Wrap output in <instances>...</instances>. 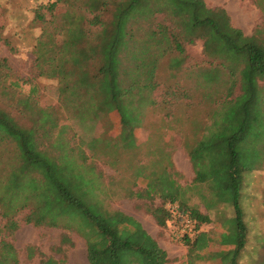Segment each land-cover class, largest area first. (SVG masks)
<instances>
[{
  "label": "trees",
  "instance_id": "1",
  "mask_svg": "<svg viewBox=\"0 0 264 264\" xmlns=\"http://www.w3.org/2000/svg\"><path fill=\"white\" fill-rule=\"evenodd\" d=\"M255 1L264 18V0ZM33 21L41 29L33 50L36 75L57 81L59 106L82 128L92 132L103 116L118 114L112 129L123 147L135 145L144 109L157 105L156 72L162 60L167 58L168 68L178 71L187 58L186 45L202 40L209 64L199 68V84L216 105L212 112L225 92L236 87L243 92L215 120L210 137L188 150L194 184L208 182L215 202L232 206L233 215L222 221L218 238L223 247L210 250L213 240L201 226L211 218L188 204L185 192L190 188L173 177L177 172L171 171L164 150L168 164L135 196L159 195L162 205L149 212L160 227L176 220L167 204H176L193 220L194 233L183 237L189 264L212 258L218 259L214 264H240L248 234L240 202L242 177L264 166V93L258 87L264 75V26L247 35L231 24L223 6L209 7L204 0H54L37 6ZM9 77L8 59L0 57L1 92H6ZM21 104L28 126L0 107V218L5 220L0 264H19L15 246L2 234L18 229L17 216L25 209L26 223L77 231L90 264H167V251L138 220L106 207L99 196L100 175L86 163L83 150L72 148L68 124L59 123L51 106H38L29 96ZM101 140L90 134L83 142L91 157ZM217 204L205 206L208 210ZM59 243L73 245L66 234ZM262 250L258 264H264V242ZM27 251L30 258L37 253L34 246ZM39 264L65 260L42 257Z\"/></svg>",
  "mask_w": 264,
  "mask_h": 264
},
{
  "label": "rangeland",
  "instance_id": "2",
  "mask_svg": "<svg viewBox=\"0 0 264 264\" xmlns=\"http://www.w3.org/2000/svg\"><path fill=\"white\" fill-rule=\"evenodd\" d=\"M52 1L0 0V57H6L10 66V77L5 84L7 90L0 91V107L20 124L28 126L29 116L21 104L25 96H29L38 106H51L59 123L68 124L66 138L72 148L83 150L88 156L86 163L100 175L99 196L106 207L121 210L138 220L160 247L167 251V264H189L183 237H177L172 226H158L149 212L150 208L162 205L159 195L151 198L135 196L136 192H143L149 179L156 178L168 164L164 150L173 164L171 171L177 172L173 173V177L181 186L190 188L185 192L188 204L211 218V223L201 226V230L208 232L213 240L210 250L214 252L221 249L223 246L218 243V238L224 229L222 221L233 215V209L230 204L215 202L208 182L198 186L194 184L195 172L188 150L200 138L205 140L210 137L215 120L227 109L230 101L241 99L243 92L238 87L225 92L219 106L212 112L216 105L204 97L198 75L199 68L209 64L208 58L203 53L202 40H197L186 45L187 58L178 71L168 68L167 58L160 63L156 72L159 86L154 92L157 105L144 109L133 147L121 146L118 135H114L112 126L116 124L118 114L103 116L92 132L82 128L59 106L57 81L37 76L34 72L33 50L41 32L33 21L34 10L40 4ZM204 1L209 7L223 6L230 16L231 24L247 35L257 25L264 26L261 8L255 0ZM10 82H18L19 85L12 86ZM258 87L264 93V75L260 76ZM260 100L264 116V94ZM90 134L102 138L92 157L83 143ZM260 138L258 136L257 139ZM8 148L12 150V146ZM206 202L217 205L207 210ZM240 202L248 234L239 263L258 264L264 242V166L243 174ZM27 212L28 209H25L18 214L19 227L15 232L2 234L5 240L15 246L19 264H39L42 257L64 258L65 264H90L85 240L77 231L62 226H34L26 223L23 218ZM4 223L5 220L0 218V228ZM62 234L69 236L72 246L60 245ZM28 246H34L37 252L32 258L27 254ZM59 246L60 251L56 249ZM216 261V258L205 259L196 261V264H214Z\"/></svg>",
  "mask_w": 264,
  "mask_h": 264
},
{
  "label": "built area",
  "instance_id": "3",
  "mask_svg": "<svg viewBox=\"0 0 264 264\" xmlns=\"http://www.w3.org/2000/svg\"><path fill=\"white\" fill-rule=\"evenodd\" d=\"M167 210L171 216L175 218V223H169L172 226L173 231L177 237L191 236L194 233V222L188 216L181 213L179 207L176 204H167Z\"/></svg>",
  "mask_w": 264,
  "mask_h": 264
}]
</instances>
